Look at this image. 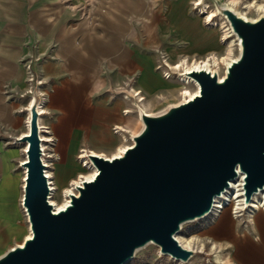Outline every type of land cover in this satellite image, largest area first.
<instances>
[{
	"label": "water",
	"instance_id": "obj_1",
	"mask_svg": "<svg viewBox=\"0 0 264 264\" xmlns=\"http://www.w3.org/2000/svg\"><path fill=\"white\" fill-rule=\"evenodd\" d=\"M240 40V55L220 82L193 71L199 94L143 127L121 157L89 155L97 175L58 212L40 157L36 102L31 108L22 205L31 237L0 256V264H126L153 243L163 256H194L175 239L181 225L201 219L215 197L243 175L244 203L264 189V16L247 21L220 8Z\"/></svg>",
	"mask_w": 264,
	"mask_h": 264
},
{
	"label": "crops",
	"instance_id": "obj_2",
	"mask_svg": "<svg viewBox=\"0 0 264 264\" xmlns=\"http://www.w3.org/2000/svg\"><path fill=\"white\" fill-rule=\"evenodd\" d=\"M207 28L191 12L189 0H0V255L28 234L22 180L18 204L24 221L17 216L9 185L13 167L23 160L24 146L16 140L27 134L25 108L33 98L25 94L26 65L42 81L41 119L50 141L49 164L60 187L81 149L98 152L89 146L92 127L109 119L114 109L105 104L106 89L101 87L135 75L137 90L149 96L139 78H148L145 71L155 57L143 52V37L157 41L171 60L199 58L210 52L202 43L212 33ZM175 39L185 47L177 51ZM94 103H103L106 112L90 113L96 109ZM85 145L88 148H81ZM54 166L63 167L60 176ZM248 224L249 232L243 233L236 222L225 220L199 238L214 256L211 264H264V229ZM220 247L226 256L221 257ZM134 264L176 263L166 258L159 263L156 257Z\"/></svg>",
	"mask_w": 264,
	"mask_h": 264
},
{
	"label": "bare ground",
	"instance_id": "obj_3",
	"mask_svg": "<svg viewBox=\"0 0 264 264\" xmlns=\"http://www.w3.org/2000/svg\"><path fill=\"white\" fill-rule=\"evenodd\" d=\"M212 1L214 3H218L219 6L211 7L210 3L206 2V0H192V3L195 5V8H199L198 14L203 16V22L206 26H210V27L214 26L215 17L222 18L226 21L224 26L225 27L224 38L226 37L232 38L231 45L228 49L224 50V53L222 55H219V50H215L217 47V42L214 41L208 45L210 52L202 58L182 57L181 59L177 60V62L174 65H169L166 61L163 62V65L168 69V72H164L165 75L164 79L171 80L174 78L172 77L169 71L173 73L174 72L178 73L176 81L181 86V89L178 92V96L180 97V102L174 105L188 102L192 100L194 97L198 96L199 86L197 82L194 81L192 77H190L191 72L204 70L211 74H216L218 80L221 82L225 77L227 67L233 61H236L240 55V50H241L240 40L236 37V35L232 31L225 15H223L220 12V8H227L233 11L241 18L252 22H255L258 18L264 16V0H212ZM246 11H253L255 15L251 18H248ZM231 46H234V49L236 48L237 50L236 55L232 52ZM128 93H130L129 95L131 97L128 95L124 97V99L129 101L131 108L126 109L124 115L126 117H131V115L135 111H137L140 127H142L143 124L141 121V115L142 114H145L147 116L153 115L150 114V111L147 109L149 106V102H147V100L144 97H142L141 92L134 90V88H130ZM35 102L36 100L33 97L31 99V104L29 108L26 109L28 114L26 121L27 122L26 126L28 131L27 134H25L24 136H30L29 133H30V122H31V108ZM40 102L41 101H37L36 104V112L38 115L37 127H38L39 139L40 141H42L40 142V147H42L45 151L46 143L50 141H46L47 139L44 136L46 135V133H48V130L46 127L43 126L42 123L41 116L44 115L45 112H44L43 104L42 102L41 103ZM129 130L130 129H127L125 127L115 128L114 133L120 136L121 144L118 147H116L115 151L110 155L98 154L92 150L81 149V151L78 153V159L80 160L81 167L85 170V172L82 174H78L76 178L70 180L67 183V186L63 187L62 189H59V187L57 186V182L55 180L56 176L52 172L53 167L50 166L48 161H43L46 167L45 175L50 184L48 201L53 207V211L58 212L60 210H63L70 203L69 195L73 194L76 197H78L77 187H82L84 182L91 181L97 175L98 171L88 159L89 155H97L106 159L119 158L129 147L132 146L133 144L132 138L138 134V131L133 136L128 137L127 133H131ZM23 146H24L23 155L25 156L28 148V143H25ZM24 156H23V160L26 159L24 158ZM25 174H26L25 169H23L22 179H21L22 198H23V188L25 185ZM242 185H243V175L239 174V176L236 179L230 181L229 187L225 189V191L220 196L215 197L211 212L199 220L207 219L208 223L213 222L215 218L216 217L218 218L225 209L229 208L230 211L232 212V215L235 218L241 217L242 212L245 211L248 213L250 221H252L253 220L252 218L255 216L257 212H259L260 210L264 211V189L259 191L258 193L253 194L249 204H245ZM58 195L60 196V202L53 200V197L55 196L57 197ZM21 207L22 209L24 208L22 205V199H21ZM23 212L25 214L28 224V234L24 238L25 240L31 237V230L29 227L25 208ZM182 230L183 228L181 227L180 231L175 235V239L184 249L192 251L194 255H197L202 250H204V244L199 238L185 236ZM22 243L18 245H22ZM148 245H154V244L149 243ZM137 251L135 252V254L137 253ZM158 251H159L158 254L163 256V254L160 253V250ZM166 256L174 260L176 264L190 263V261H188V263H183L180 260L173 259L169 255ZM129 263L130 262H127L126 264Z\"/></svg>",
	"mask_w": 264,
	"mask_h": 264
},
{
	"label": "rangeland",
	"instance_id": "obj_4",
	"mask_svg": "<svg viewBox=\"0 0 264 264\" xmlns=\"http://www.w3.org/2000/svg\"><path fill=\"white\" fill-rule=\"evenodd\" d=\"M206 2H209L211 7L219 6L218 3H214L212 0H206ZM189 8L191 12L196 14L203 22V16L198 14L199 8H195V5L192 3V0H189ZM246 14L248 18H251L255 15L253 11H246ZM225 22L226 21L224 19L215 17L214 18L215 25L211 27L208 26L207 28V30H211L212 33H209L208 35L204 36L202 40L203 41L202 43H204L205 46L207 47L210 43L214 41L217 42V47L215 50H219V55H222L224 53V50L230 47L232 41V38L229 37L224 38ZM145 30H151V29L150 27L147 29L145 27ZM143 40H144L143 52L148 54L151 53L155 57V61L153 64L150 63L149 70L145 71V73L148 75V78L147 79H145L144 77L139 78V81H142V84L145 87V89L149 91V96H145V94L142 91L139 92H141L142 97H144L147 100V102H149V106L147 109L150 111V114L159 115L165 112L169 107L180 102V97L178 96V92L181 89V86L176 81L178 73L176 72L173 73L169 71L172 77L174 78L171 80L164 79L165 76L164 72H168V69L163 65V62L166 61L169 65H174L177 62V60L181 59L182 57H188V56H182L176 61L175 59L171 60L169 56H167V54L165 53V50L158 45L157 41L153 43V39L147 36H144ZM173 45L177 46L176 48L177 51L185 47L177 39H175V43ZM231 48H232V52L236 55L237 53L236 48L234 49V46H231ZM188 58H196V57H188ZM101 88L103 92L106 89L105 104L109 107H114V109H111V112L107 111L109 115V119L105 121L103 120L97 121V123L92 127L93 134L91 135V137L93 138V141L90 143L89 146H95L93 149L98 151L96 152L98 154L110 155L115 151L116 147H118L121 144L120 136L114 133L116 127L129 125L132 128V130H129L131 133H127L128 137L133 136L137 131L139 133L143 127V126L140 127L137 111H135L131 115V118L124 116L125 110L131 108L130 103H128L129 101L124 99V97L130 94L128 93L130 88H134V90L136 89V91H138L137 76L134 75L133 77H128L126 80H123L121 82H115L111 80L110 85L108 83V85ZM94 104L97 105L96 109L95 111L93 110L90 111V113L93 114L94 112V114L96 115L98 114L102 115L104 112H106L103 103H94ZM116 125H120V126H116ZM81 148H88V147L87 145H85V146H81ZM21 159H22V155L19 154L18 160ZM18 163H16V165L13 167V171L9 179V185L12 188L15 195L16 207L18 210L17 216L19 217V219H22V221H24L22 216V209L18 204L21 195V173H22V170L19 168ZM54 167H55L56 175L60 176L63 167L60 166H54ZM69 167H70L69 169L70 174L66 176L65 182L60 185L59 189L66 187L69 179L74 178L76 175L85 172V170L81 167L78 156L74 160L73 164L70 165ZM53 200L60 202V196L58 195L57 197L56 196L53 197ZM231 213L232 212L230 211V209L227 208L220 214L218 218L216 217L213 222L208 223L207 219L204 220L197 219L192 222L184 223L181 225V227L183 228L182 230L183 234L189 237H197L200 239L205 238L207 233L206 231L210 227H212L213 224L214 225L215 223L221 224L224 223L225 220L236 222L237 225H239L240 231L243 233L249 232V229H247V226L249 225L248 223H251L253 226L258 227L262 230L264 229L263 210L257 212L255 216L252 218L253 219L252 221H250L249 215L245 211H243L241 217L238 218L232 216ZM24 232H26V224H24ZM22 241H18V244H21ZM158 250L159 249L154 245H146L145 247L137 251V253L134 255L133 260L130 261L129 264H134L135 261H140V260L146 261L148 259L156 258L159 252ZM220 250H221L220 253L221 257L226 256L225 249L220 247ZM4 253H2L0 256H2ZM213 257L214 256L211 255L209 247L205 244L204 250H202L199 254L194 255L191 258L189 264H211L213 263ZM164 258L167 259V257Z\"/></svg>",
	"mask_w": 264,
	"mask_h": 264
},
{
	"label": "built area",
	"instance_id": "obj_5",
	"mask_svg": "<svg viewBox=\"0 0 264 264\" xmlns=\"http://www.w3.org/2000/svg\"><path fill=\"white\" fill-rule=\"evenodd\" d=\"M26 69V73H27V89L25 91V94L28 95V96H33L34 99L36 100V103L39 99H41L43 101V104H44V99H43V94L41 93V86H42V81L41 80H38L34 74V72L31 70L30 66L29 65H26L25 67ZM32 97L30 98V101H31ZM25 113L26 115L28 116L27 114V110L25 108ZM42 142V141H40ZM45 143V142H43ZM40 151H41V157H40V160L43 164V166L45 167L43 161H48L50 162V158H51V155H49L48 151H47V146L45 147V151L42 147H40ZM46 169V167H45ZM44 174H45V170L43 171ZM46 177V175H45ZM47 178V177H46ZM49 182L47 180V186L49 187ZM50 188V187H49ZM24 210V208H23ZM164 257H167V256H161V255H157V260L158 262L160 263L161 260L164 258ZM133 260V259H132ZM167 260L170 261L171 263H175L174 260L170 259L169 257H167Z\"/></svg>",
	"mask_w": 264,
	"mask_h": 264
}]
</instances>
